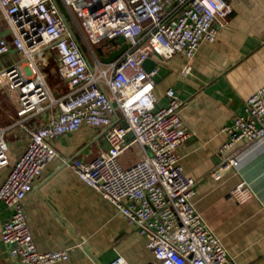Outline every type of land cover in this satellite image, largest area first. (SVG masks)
Returning a JSON list of instances; mask_svg holds the SVG:
<instances>
[{
  "label": "built area",
  "instance_id": "built-area-1",
  "mask_svg": "<svg viewBox=\"0 0 264 264\" xmlns=\"http://www.w3.org/2000/svg\"><path fill=\"white\" fill-rule=\"evenodd\" d=\"M232 12L229 0H0V59L11 44L19 54V60L0 66V77L17 94V116L29 135L25 153L0 187V200L12 210L1 232L11 264H54L69 258V249L37 248L24 208L35 181L57 158L146 237L158 264H237L193 202L197 182L184 172L179 156L191 136L182 117L183 101L169 88L167 104L157 107V69L147 72L142 65L148 58L182 54L188 61L182 73L189 75L200 45L217 40ZM119 36L127 49L104 62L103 57L121 47L111 42ZM104 46L108 51L98 49ZM48 50L57 53L60 76L70 89L63 98H55L47 82ZM47 100L60 113L42 126L28 127L26 118L41 112ZM85 124L105 131L108 149L89 162L61 156L52 139ZM223 131L228 140L222 153L240 142L249 147L264 139V85ZM134 144L142 148V157L125 165L121 158ZM7 153L5 129L0 128V167L7 165ZM239 154L225 162L238 167ZM219 170L212 174L216 179ZM232 195L239 203L252 197L244 181ZM111 264L129 263L119 256Z\"/></svg>",
  "mask_w": 264,
  "mask_h": 264
},
{
  "label": "crops",
  "instance_id": "crops-1",
  "mask_svg": "<svg viewBox=\"0 0 264 264\" xmlns=\"http://www.w3.org/2000/svg\"><path fill=\"white\" fill-rule=\"evenodd\" d=\"M229 2L232 14L215 42L200 45L190 61L193 69L189 75L182 73L188 62L182 54L168 60L156 57L166 74L156 83L154 93L159 108L167 104L169 88L183 101L182 117L191 136L179 149V156L184 172L197 182L193 196L196 209L237 264H264V139L249 147L240 142L221 152L228 140L223 129L243 114L247 98L264 85V0ZM6 37L11 44L10 33ZM17 60L19 54L11 44L0 66ZM44 62L51 94L63 98L70 89L60 76L57 53L48 50ZM43 105L41 112L26 118L28 127L42 126L60 113L58 105L50 100ZM17 111V96L0 77V128L5 129L8 144L7 165L0 167V187L29 144ZM51 142L61 156L85 162L109 146L104 130L86 124ZM133 146L142 150L138 144ZM238 153V167L225 162V158ZM141 157L140 151L139 160ZM217 170L219 179L212 175ZM242 181L252 197L239 203L232 191ZM24 208L40 251L69 249V258L54 264H111L119 256L129 264H158L147 248L146 237L61 158L48 163L26 197ZM11 213L0 200V264H11L9 249L1 239L3 223Z\"/></svg>",
  "mask_w": 264,
  "mask_h": 264
},
{
  "label": "water",
  "instance_id": "water-1",
  "mask_svg": "<svg viewBox=\"0 0 264 264\" xmlns=\"http://www.w3.org/2000/svg\"><path fill=\"white\" fill-rule=\"evenodd\" d=\"M111 42L114 44H120L121 47L111 52L108 57L102 58L104 62L108 63L118 59L128 47L127 43H125V38L123 36H119L117 40L112 39ZM142 65L147 72H151L155 68L157 69V73L154 76L156 82H158L166 74V68L156 59L148 58L143 62ZM123 125L125 127H128V124L125 121L123 122ZM128 135L131 138L134 137V134L132 132H129Z\"/></svg>",
  "mask_w": 264,
  "mask_h": 264
},
{
  "label": "rangeland",
  "instance_id": "rangeland-1",
  "mask_svg": "<svg viewBox=\"0 0 264 264\" xmlns=\"http://www.w3.org/2000/svg\"><path fill=\"white\" fill-rule=\"evenodd\" d=\"M1 24L4 25V23H1ZM96 47H98V46H96ZM98 49H100V50H102L104 52L108 51L106 46H104L102 48H98ZM88 53H89V57H92L91 53L90 52H88ZM16 96H17V94H16ZM17 98H18V96H17ZM140 151L142 153V150H140V148L138 146H132L125 153V155L122 157V162L125 163V164L137 162V160H139V158H140Z\"/></svg>",
  "mask_w": 264,
  "mask_h": 264
}]
</instances>
